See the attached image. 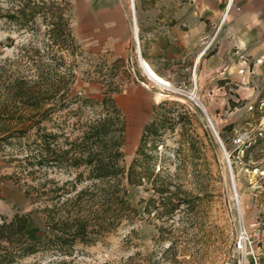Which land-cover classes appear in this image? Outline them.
Instances as JSON below:
<instances>
[{
  "label": "rangeland",
  "instance_id": "obj_1",
  "mask_svg": "<svg viewBox=\"0 0 264 264\" xmlns=\"http://www.w3.org/2000/svg\"><path fill=\"white\" fill-rule=\"evenodd\" d=\"M131 8L129 0L128 29L120 43L79 34V19L71 12L72 32L81 53L64 56L74 64V92L99 100L100 87L86 82L87 74L92 78H97L99 70L110 74L114 61L123 60V66L112 71L114 82L121 85L115 100L125 121L123 165H131L145 127L155 123L158 133L149 138L145 152L153 157L156 172L160 170L191 195L192 210L184 207L171 219H157L141 203L153 196L150 187H130L129 198L138 217L97 238L92 246L79 247L72 258L74 264H252L253 257L264 264V80L257 83L252 96L238 95L239 88L232 84L218 89L223 86L219 81L213 85L195 82L194 90L193 81L181 77L170 81L171 88L160 87L140 65V41L134 35ZM41 22L38 17V26L18 29L0 21V98L11 79L35 71L29 69L34 51L47 60L49 36ZM208 85L209 90H216L209 92ZM192 92L198 98L196 104ZM85 117H94V112L87 111ZM53 120H67L71 125L76 118L63 112ZM13 143L11 148L0 149V223L35 208L9 178L15 171L10 157L21 156L27 149L25 141ZM51 177L67 179L59 173ZM43 227L42 216L32 214L27 239L37 240ZM244 231L251 247L242 253L235 244ZM52 260L51 255L37 254L15 264Z\"/></svg>",
  "mask_w": 264,
  "mask_h": 264
},
{
  "label": "trees",
  "instance_id": "obj_2",
  "mask_svg": "<svg viewBox=\"0 0 264 264\" xmlns=\"http://www.w3.org/2000/svg\"><path fill=\"white\" fill-rule=\"evenodd\" d=\"M71 11L70 0H0V21L30 29L38 26L41 17L49 36L47 60L34 51L29 69L35 71L11 79L0 98V149L11 148L14 141H25L27 148L21 156L10 157L15 171L9 178L35 206L31 213L0 223V264H15L37 254L51 255L48 264H74L79 247L92 246L97 238L138 217L130 187H150L153 196L141 203L157 219H171L184 207L192 210L191 195L160 170L156 172L153 157L145 152L149 138L158 133L155 123L145 127L131 165H123L125 121L115 100L121 85L114 82L112 71L124 61H114L110 74L103 70L97 78L87 74L86 82L100 87L99 100L74 92V64L64 56L81 53L72 32ZM87 111L94 117L86 118ZM63 112L76 118L75 123L54 122ZM53 173L67 179L51 177ZM32 214L44 220L35 241H29L26 233Z\"/></svg>",
  "mask_w": 264,
  "mask_h": 264
},
{
  "label": "crops",
  "instance_id": "obj_3",
  "mask_svg": "<svg viewBox=\"0 0 264 264\" xmlns=\"http://www.w3.org/2000/svg\"><path fill=\"white\" fill-rule=\"evenodd\" d=\"M70 1L79 34L122 42L129 0ZM130 1L140 59L162 80L170 83L181 77L201 85L219 81L223 86L218 89L232 84L239 88L238 95L255 94V86L264 80V0H235V9L208 49L222 17L221 0ZM209 85L208 91L214 92Z\"/></svg>",
  "mask_w": 264,
  "mask_h": 264
},
{
  "label": "built area",
  "instance_id": "obj_4",
  "mask_svg": "<svg viewBox=\"0 0 264 264\" xmlns=\"http://www.w3.org/2000/svg\"><path fill=\"white\" fill-rule=\"evenodd\" d=\"M221 3L224 5V8H223V12H222V17H221V20H220V23L218 25V27L216 28V31L213 35V37L211 38L210 42L207 44V47L206 49L212 47L214 41L216 40V37L218 35V32L220 31V29L222 28V26L224 25V23L226 22L227 20V17L229 16L230 12L235 9V0H221ZM238 10V9H237ZM132 15L134 17V8L132 9ZM138 53L139 55H141L140 53V48H139V43H138ZM193 83H194V90L196 89V83L194 80H192ZM191 96V100L193 102H198V98L196 97L195 93L192 92L190 94ZM209 120V119H208ZM209 123H210V120H209ZM211 125V123H210ZM212 129H213V132L215 133V136L216 138L219 140V136L218 134L215 132L214 130V127L211 125ZM220 141V140H219ZM221 143V142H220ZM222 146V144H221ZM223 147V146H222ZM224 149V147H223ZM251 247V242L249 240V236H248V233L246 231H244L243 233H241L238 237V240L236 241V244H235V249L239 252H244V251H247V248ZM252 264H258L257 262V259L255 257H253V261H252Z\"/></svg>",
  "mask_w": 264,
  "mask_h": 264
},
{
  "label": "bare ground",
  "instance_id": "obj_5",
  "mask_svg": "<svg viewBox=\"0 0 264 264\" xmlns=\"http://www.w3.org/2000/svg\"><path fill=\"white\" fill-rule=\"evenodd\" d=\"M133 8V7H132ZM135 35V33H134ZM137 35V32H136ZM138 38V37H137ZM136 38V39H137ZM140 65L145 73V75L148 77V79H150L152 82H154L155 84L159 85L160 87H164V88H171L170 83L162 80L159 76H157L148 66V64L143 60L140 59ZM212 123V122H211ZM212 125V124H211ZM213 126V125H212Z\"/></svg>",
  "mask_w": 264,
  "mask_h": 264
}]
</instances>
